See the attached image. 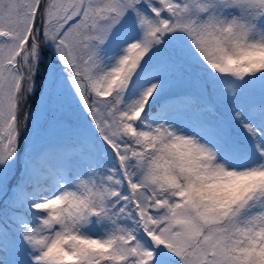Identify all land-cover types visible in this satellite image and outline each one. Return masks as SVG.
Returning a JSON list of instances; mask_svg holds the SVG:
<instances>
[{"label": "snow or ice", "instance_id": "6c2138e0", "mask_svg": "<svg viewBox=\"0 0 264 264\" xmlns=\"http://www.w3.org/2000/svg\"><path fill=\"white\" fill-rule=\"evenodd\" d=\"M0 264H264V0H0Z\"/></svg>", "mask_w": 264, "mask_h": 264}]
</instances>
